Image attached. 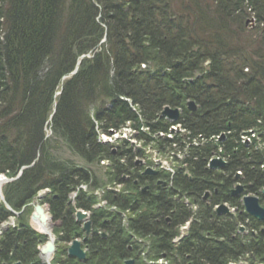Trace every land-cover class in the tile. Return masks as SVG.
Returning a JSON list of instances; mask_svg holds the SVG:
<instances>
[{
	"label": "trees",
	"instance_id": "16d2710c",
	"mask_svg": "<svg viewBox=\"0 0 264 264\" xmlns=\"http://www.w3.org/2000/svg\"><path fill=\"white\" fill-rule=\"evenodd\" d=\"M188 100L195 110L187 109ZM165 106L180 108L177 122L188 131L186 139L158 136L171 124L161 115ZM125 121L142 141L149 136L141 126L156 134L160 150L183 148L201 135L205 144L188 147L183 160L189 175L180 167L172 175H144L133 160L141 150L127 144L112 152L98 140L95 122L107 132ZM259 127L264 0H0V174L15 177L35 160L2 187L5 202L22 211L0 236V264H43L38 245L46 237L30 225L32 209L23 206L44 189L41 202L56 223L53 264H127L131 258L143 264V249L169 264L264 263V221L249 217L256 232L241 234L243 212L231 217L213 209L219 202L239 206L230 191L236 170L243 172L246 192L264 187V153L240 138ZM221 132L226 139L217 143ZM219 146L227 165L207 168ZM104 158L109 165L100 164ZM108 182L123 183L127 191H106ZM95 189H104L108 204L131 211L127 225L118 212L93 208ZM206 191L211 194L203 200ZM184 198L198 209L175 243L193 214ZM77 208L89 210L92 222L84 262L66 251L67 242L83 235ZM11 215L0 202V223Z\"/></svg>",
	"mask_w": 264,
	"mask_h": 264
},
{
	"label": "water",
	"instance_id": "95a60500",
	"mask_svg": "<svg viewBox=\"0 0 264 264\" xmlns=\"http://www.w3.org/2000/svg\"><path fill=\"white\" fill-rule=\"evenodd\" d=\"M76 69H77V67L75 68L73 73H75ZM187 108L189 110H195L196 105L193 101H188L187 102ZM161 113H162V115H165L167 118H169L171 120H175L178 117V110L176 108H170V107L166 106L162 110ZM33 163H34V161L30 165H32ZM30 165L22 166L18 175L15 178H11V179L2 178V180L6 182L9 180H14V179L18 178L21 175L23 169L29 167ZM224 165H225V163L221 160H213L210 163L211 167H223ZM144 173L147 175H154V174H156V171L148 168L144 171ZM143 189H146V187ZM242 191H243V186L238 185L235 189H233L231 191V194L233 196H237ZM263 193H264V191H263ZM41 196H42V194H38L39 199L41 198ZM206 197H207V194L205 195V198ZM0 198L2 200H4L2 195H1V192H0ZM243 203H244L246 212L248 214H250L251 216L255 217L258 220H262V221L264 220V204L260 205L257 197L245 196L243 198ZM33 206H34V210H33V213L31 215V219L33 221L38 220V222L41 225L45 226L47 224V219H48V216H47L48 210L39 201L36 202L35 204H33ZM7 207L10 211L15 213L8 205H7ZM227 211L228 210L224 205H220L217 208L218 213H225ZM75 217H76V220L78 222L82 223V229L85 232V235L82 238V240L74 239L72 241V243L67 247V253L71 257H74L80 261H84L86 259V251L82 248V243L86 242L88 239V236H89L90 230H91V221H90L87 213L83 212L80 209L76 210ZM103 235H105V234H103ZM47 236H48L47 243L44 244L43 246L39 247L40 256L44 257L46 260L48 259L50 254H52L55 251L54 237H52L50 235H47ZM132 261L133 260L130 259L127 261V263L130 264V263H132ZM14 264H21V263L16 262Z\"/></svg>",
	"mask_w": 264,
	"mask_h": 264
},
{
	"label": "rangeland",
	"instance_id": "374dc122",
	"mask_svg": "<svg viewBox=\"0 0 264 264\" xmlns=\"http://www.w3.org/2000/svg\"><path fill=\"white\" fill-rule=\"evenodd\" d=\"M248 25H249V23H248ZM251 26H254V25H252L251 24ZM179 111V110H178ZM176 130H175V132H173V133H171V134H173L172 136H174L175 134H178V132H183L182 130L183 129H181V127H178V125L176 126ZM141 130H143V131H145V132H149V130L147 129V127H142L141 126ZM118 132H120L119 134H120V136H123V135H126V137L124 138V137H122V139H125V140H127V142L128 143H125V142H123V141H121L120 139H116L115 140V142L117 143V145H115V146H113V148H114V150H116L117 148L119 149L121 146H124V145H127V144H129V145H131V144H133V145H135L137 148H139V146H140V141H138L137 139H136V132H135V130H134V128L132 127V124L130 123V124H125L123 127H121L120 128V130L118 131ZM166 133H170L168 130H167V132ZM175 133V134H174ZM51 134V131H50V127H49V125H47V127H46V135L47 136H49ZM115 133H113L112 135H110V137L112 138V136L114 135ZM116 135V134H115ZM148 135H150L152 138L151 139H153V137H154V133H150L149 132V134ZM121 138V137H120ZM129 145H127V146H129ZM149 145H153V143L152 144H149ZM149 145H147V146H143V144H142V146L144 147L143 148V152L145 153H143V155L142 156H140L141 158H137V159H139V160H143V162L144 163H146V162H148V161H151V162H153L152 164H149L152 168H157V167H159L160 166V164L162 163V162H165L166 164H164V165H168V162H169V164L170 165H173V163H174V166L176 165L177 166V164H180L179 166H184L185 165V163L183 164V163H179V162H176V160L175 159H180V158H183V157H185V154H184V149L185 148H182V149H180L179 148V146L177 145L176 147H171V146H166V148H164L163 150H166V151H164L165 152V154H159V153H156V149L154 148L156 145H155V143H154V145L153 146H149ZM132 146V145H131ZM141 147V146H140ZM133 148V147H132ZM134 150L136 149V148H133ZM146 152H148V153H146ZM185 152H187L188 153V151L186 150ZM172 154H174V155H172ZM175 155H177L178 157H175ZM143 156H145V157H143ZM136 157H139L138 155H135L134 157H133V160H135V158ZM154 158H156L155 159V161H154ZM122 162L123 161H125L126 159L125 158H121L120 159ZM105 163H107L106 161H105ZM101 165H102V163H100ZM157 164H159V166L157 165ZM108 165H109V162H108ZM103 166V165H102ZM160 168V167H159ZM126 176V175H125ZM240 176H242V175H240ZM4 177H7L8 178V176H4ZM127 177V176H126ZM241 178V177H240ZM235 183V182H234ZM237 183V182H236ZM5 184V182H3L2 184H1V188H0V192H1V195H3V193H2V187H3V185ZM238 184H240V183H238ZM86 185V184H85ZM111 188V189H118L119 191H124V190H126L125 189V186L123 185V183H116V184H114V183H107L106 184V186H105V188ZM85 188H87L88 189V186L86 185V187ZM94 192L95 191H97V192H99L98 191V189H95V190H93ZM114 191V190H113ZM74 193H76V191H73L69 196L72 198L73 197V194ZM119 193V192H118ZM101 194V193H100ZM250 194V196L253 194V193H249ZM249 194H246V195H249ZM255 195V194H254ZM98 197H100V196H98ZM0 202H3L2 201V199L0 198ZM32 202H35V198H34V200L32 201ZM30 206V209H33V208H31L32 206L31 205H29ZM27 207V206H26ZM232 207V206H231ZM116 210H118L117 208H116ZM16 211H19V210H16ZM128 214H131V211H129V212H127ZM31 215V214H30ZM17 217H18V215H17ZM17 217H15V219H14V222H13V224H11L12 226L14 225V224H16L17 223ZM257 220V219H256ZM29 223H30V225L34 228V229H36L37 231L39 230L38 228H37V226H36V223L30 218V220H29ZM55 222H53V220H51V225H52V230L54 229V227H55ZM238 224H242V225H244V226H247V228H246V232H247V230H248V232L250 233V226H248V224H243L241 221H238ZM181 229V228H180ZM254 230V229H253ZM38 232H40V231H38ZM246 232H244V233H246ZM248 232H247V234H248ZM256 232V231H255ZM53 234H54V237H55V239H57V237H56V234H55V232L53 231ZM47 241V240H46ZM45 241V242H46ZM159 261H160V259H158ZM163 262H164V259L162 260Z\"/></svg>",
	"mask_w": 264,
	"mask_h": 264
},
{
	"label": "bare ground",
	"instance_id": "6f19581e",
	"mask_svg": "<svg viewBox=\"0 0 264 264\" xmlns=\"http://www.w3.org/2000/svg\"><path fill=\"white\" fill-rule=\"evenodd\" d=\"M105 35L103 36V39H102V41H100V43L99 44H101L102 42H104L105 41ZM97 50V49H96ZM85 56H90V54L89 53H87V54H83V55H81L80 56V58L79 59H81V58H83V57H85ZM78 59V60H79ZM79 62V61H78ZM141 67L143 68V67H145V64H141ZM245 70H247V68H245ZM71 74H73V72L71 71L70 72V74L69 75H71ZM52 115V114H51ZM95 127H96V129L98 130L99 129V125H98V123L97 122H95ZM257 130L259 129V128H256ZM211 154H214V151H212V153ZM189 155V154H188ZM187 155V156H188ZM34 162H35V160H34ZM31 164V163H30ZM29 164V165H30ZM34 164V163H33ZM32 164V165H33ZM32 165H30V166H32ZM207 165V164H206ZM29 166V167H30ZM208 168V167H207ZM141 171V173L142 174H144L143 173V170H140ZM188 168H187V173H188ZM145 175V174H144ZM2 178H4V175H2V174H0V188H1V184L3 183V180H2ZM233 185V184H232ZM42 205H44V207L46 208V209H48V207H47V205L45 204V203H41ZM47 216H48V219H47V224L45 225V226H43V225H41L39 222H38V220H36V221H34L35 223H36V226H37V228L39 229V231L41 232V233H45V234H47V235H50V236H54V234H53V230H52V225H51V214H50V212H48V214H47ZM264 221V220H263ZM55 241V240H54ZM71 244V242L69 241V242H67L66 243V248L69 246Z\"/></svg>",
	"mask_w": 264,
	"mask_h": 264
},
{
	"label": "built area",
	"instance_id": "2783aa9c",
	"mask_svg": "<svg viewBox=\"0 0 264 264\" xmlns=\"http://www.w3.org/2000/svg\"><path fill=\"white\" fill-rule=\"evenodd\" d=\"M256 137H257V133L255 132V130L249 129L245 134H242L241 135V141L242 142H248L252 138H256ZM199 138L201 139V141L202 140L204 141V138H202L201 135H199ZM217 138H215V139H217ZM201 141H198V139L194 138L193 141H192V143L196 145V144L200 143ZM263 146H264V142H263ZM219 152H221V149H219ZM216 156H220V155H217L216 154ZM237 172L239 173L240 171H237Z\"/></svg>",
	"mask_w": 264,
	"mask_h": 264
}]
</instances>
